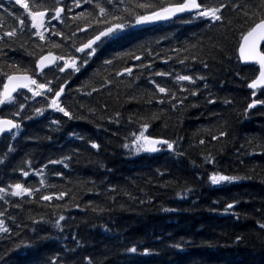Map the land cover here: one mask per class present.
Returning a JSON list of instances; mask_svg holds the SVG:
<instances>
[{"label": "trees", "instance_id": "1", "mask_svg": "<svg viewBox=\"0 0 264 264\" xmlns=\"http://www.w3.org/2000/svg\"><path fill=\"white\" fill-rule=\"evenodd\" d=\"M28 1L49 12L68 2ZM205 2L228 5L221 10L222 21L185 17L150 30L133 27L100 48L79 72L48 70L35 76L52 86L67 81L60 100L73 118L46 108L45 97L37 96L29 104L44 107L43 115H32L26 105L22 115L32 118L21 120L15 140L7 135L0 140V187L19 182L40 194H57L50 201L38 195H5L8 204L0 199L10 229L0 233V264H88V259L92 264H264L259 227L264 224V105L247 108L253 100L248 84L258 68L243 66L238 57L240 33L264 15V4ZM0 3V34L17 29L14 38L0 42L5 71L16 63L34 72L35 61L49 50L77 56L72 45L92 33L78 32L84 20L67 17L53 28L63 37L41 41L14 0ZM81 5L86 14L92 11ZM52 42L62 47L53 48ZM142 62L145 68L139 67ZM128 66L131 75H116ZM177 74L191 75L195 83L177 84ZM152 79L185 96L184 103L173 109L166 94L154 92ZM162 97L165 102L158 103ZM254 99L264 100V94L259 91ZM142 123L149 124L146 135L175 141L174 150L132 149L130 133ZM221 131L226 135L219 136ZM209 155L213 163L205 162ZM213 172L239 179L216 186L209 179ZM60 192L65 195L58 198ZM60 215L65 219L57 228L53 221ZM132 247L135 253L128 251Z\"/></svg>", "mask_w": 264, "mask_h": 264}, {"label": "snow or ice", "instance_id": "2", "mask_svg": "<svg viewBox=\"0 0 264 264\" xmlns=\"http://www.w3.org/2000/svg\"><path fill=\"white\" fill-rule=\"evenodd\" d=\"M92 4V11L87 14L83 11L75 13L72 17L73 20H84L83 26L77 25L78 32H86L88 29H92L90 36L79 43L72 45L75 53L83 54V58L69 53H64L60 55L54 54L51 50L47 54H41L39 58L35 61V71L30 72L27 68H21L16 63L7 64V71L4 70V65H0V111L6 110L5 114H0V134H7L8 138L15 140L21 128V120L31 119L32 116L24 114L23 110L26 105L32 110V115H43L45 110L44 107H34L29 104L30 100H33L37 96L45 97L46 108L53 109L63 116L69 119L73 118V115L64 106L60 97L65 91V84L60 83L56 86H52L53 82L44 78V82H38L35 78L36 75L42 74L43 70L48 65H55V69H49V71L58 70L59 72H64L65 69H71L73 72H79L80 67L86 65L89 59L95 55L98 49L102 48L109 42L115 41L121 37L127 29L153 24L162 20H169L172 17L177 16L181 13H190L194 17L208 18L210 21H222L221 10L225 9L228 5L220 2L218 5H210L205 2V0H135L134 3L125 4L124 0H72V4L76 8H80L81 4ZM264 4V0H262ZM14 5L20 6L24 10V14L31 18V28L36 31L33 35L38 36L39 40L44 41V32L48 31L46 27L45 18L49 13L48 8H43L39 10V5H30L28 0H14ZM107 5V7L105 6ZM233 8H239V4H233ZM0 8H4L3 3H0ZM36 10H33V9ZM137 9L141 11H137ZM54 15L51 19H60L61 13L65 12V8L57 3V6L52 10ZM71 11V8L68 9ZM119 13V14H118ZM245 15H249L247 12ZM20 25H24V20L19 19ZM63 23V20H61ZM43 29V31H41ZM17 29L13 27L10 31H4L0 34V42L6 39H12L16 36ZM53 35L64 36V33L53 31ZM75 35V33H73ZM264 42V15L259 16L248 29L242 31L239 36V47L238 51L240 58L245 61H253L258 67V74L254 79L248 84L250 89L260 88L262 94H264V51L261 50V44ZM38 47H40L38 45ZM53 48H61L62 44L52 42ZM0 55H5L2 50H0ZM81 59V64L78 66L77 60ZM132 59L140 60L139 55H133ZM193 59H196L193 57ZM58 62H62V65ZM183 63V61H180ZM104 64H111V60H105ZM140 68H145V63L139 65ZM207 67V65H205ZM133 68L131 66L124 67L122 70L117 71L116 75L120 76L123 73L132 74ZM156 76H170L171 73L157 72ZM177 84L182 81H188L194 84L195 81L191 75H175L174 77ZM203 79V77H199ZM110 83V81H109ZM151 85L154 86V92L158 94H166L167 102L175 109L178 105H182L185 96H177L176 91H172L166 86H161L156 80H150ZM22 90H27V93H31L28 96ZM96 91V89H93ZM178 91L185 92L188 91L184 88H179ZM15 94V95H14ZM190 95H196L195 91L189 92ZM252 96H256V92H252ZM165 98H160L158 103H164ZM211 102V101H209ZM257 104L264 105V100L253 99L247 108L251 109ZM117 117L120 115L119 112L115 114ZM11 116L12 118H8ZM20 118V119H17ZM54 124H58L59 121H53ZM149 128L148 123H142L139 129L135 132L130 133L131 145L134 146L136 152L141 150L156 152L160 149L158 145L165 147L167 150H174L175 141H170L163 138H153L150 135H146L147 129ZM226 133L221 131L219 136L223 137ZM212 139H217V136H212ZM203 144L204 141L200 140ZM93 148H99L98 144L92 143ZM123 147L129 148V144H124ZM11 146H9V151H11ZM206 163H213L211 156L205 157ZM54 163V161H53ZM67 167V165H65ZM24 177L29 175L28 171L20 170ZM39 174V173H37ZM59 175V173H57ZM209 179L212 184H219L221 182H231L239 179L235 176H226L218 172H213ZM44 181L41 180L40 184L43 185ZM9 188L11 191L9 192ZM5 195H10L12 197H25L38 195L40 200L50 201L53 195L40 194L38 189L31 186L26 187L22 183H14L8 187H0V199L4 200L5 204L9 203L8 199H5ZM65 195L64 192L58 194V198ZM232 205L229 204L228 208ZM6 209L0 211V233H9L10 229L6 226L5 217ZM65 217L63 215L59 216V219L53 221L55 227L60 228V221H63ZM259 227L264 229V224H260ZM20 245H17L19 247ZM129 252L135 253L137 250L135 247L128 249ZM149 249L145 248L143 254H148ZM88 259V258H86ZM88 264H92V261L88 259Z\"/></svg>", "mask_w": 264, "mask_h": 264}, {"label": "water", "instance_id": "3", "mask_svg": "<svg viewBox=\"0 0 264 264\" xmlns=\"http://www.w3.org/2000/svg\"><path fill=\"white\" fill-rule=\"evenodd\" d=\"M186 14H189V13H181V14H177V16H175V17H172L171 19H169V20H162V21H158V22H155V23H153V24H149V25H144V26H142V27H145V28H149V27H153V26H155V25H158V24H161V23H165V22H169V21H171V20H173V19H175V18H177V17H180V16H182V15H186ZM264 46V42H262V44H261V50H262V47ZM240 55V54H239ZM241 59V61H242V63L244 64V65H257L255 62H253V61H245V60H243L242 58H240ZM54 65H48L46 68H49V67H53ZM259 67V66H258ZM45 68V69H46ZM258 89H260V88H257V89H250V90H252V91H255V90H258ZM256 106H258V105H256ZM256 106H254V107H256ZM253 107V108H254ZM2 134H0V136H1Z\"/></svg>", "mask_w": 264, "mask_h": 264}, {"label": "rangeland", "instance_id": "4", "mask_svg": "<svg viewBox=\"0 0 264 264\" xmlns=\"http://www.w3.org/2000/svg\"><path fill=\"white\" fill-rule=\"evenodd\" d=\"M41 30H42V29H41ZM127 30H128V29H127ZM127 30H126V31H127ZM126 31H125V32H126ZM222 183H223V182L219 183L218 185H220V184H222Z\"/></svg>", "mask_w": 264, "mask_h": 264}]
</instances>
